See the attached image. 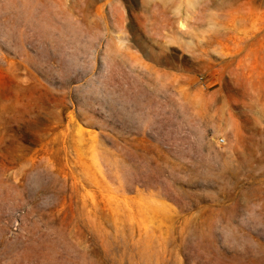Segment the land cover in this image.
<instances>
[{"label": "rangeland", "instance_id": "rangeland-1", "mask_svg": "<svg viewBox=\"0 0 264 264\" xmlns=\"http://www.w3.org/2000/svg\"><path fill=\"white\" fill-rule=\"evenodd\" d=\"M0 264H264V0H0Z\"/></svg>", "mask_w": 264, "mask_h": 264}, {"label": "bare ground", "instance_id": "bare-ground-1", "mask_svg": "<svg viewBox=\"0 0 264 264\" xmlns=\"http://www.w3.org/2000/svg\"><path fill=\"white\" fill-rule=\"evenodd\" d=\"M254 2H255V1H251V2L249 3L250 9H252V10H253V8H254L253 5H255ZM182 25H183V23H182Z\"/></svg>", "mask_w": 264, "mask_h": 264}]
</instances>
